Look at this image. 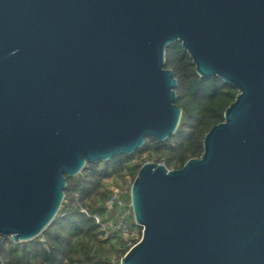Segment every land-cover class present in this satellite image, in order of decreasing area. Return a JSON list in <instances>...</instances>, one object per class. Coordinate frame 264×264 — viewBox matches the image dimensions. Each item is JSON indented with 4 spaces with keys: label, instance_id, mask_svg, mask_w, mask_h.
<instances>
[{
    "label": "water",
    "instance_id": "1",
    "mask_svg": "<svg viewBox=\"0 0 264 264\" xmlns=\"http://www.w3.org/2000/svg\"><path fill=\"white\" fill-rule=\"evenodd\" d=\"M178 43L237 95L200 157L140 167L120 264H264V0H0V248L44 232L66 176L175 133Z\"/></svg>",
    "mask_w": 264,
    "mask_h": 264
},
{
    "label": "trees",
    "instance_id": "2",
    "mask_svg": "<svg viewBox=\"0 0 264 264\" xmlns=\"http://www.w3.org/2000/svg\"><path fill=\"white\" fill-rule=\"evenodd\" d=\"M165 66L176 78V104L182 110L175 133L161 142L149 138L132 155L86 163L77 175L66 176L64 201L52 223L29 241L16 242L10 236L3 237L1 264H120L139 242L141 235L137 239L131 237L135 230L142 234L133 214L122 219L119 208L107 209L106 181L117 177L124 182L129 174L133 183L146 162L178 170L188 160L200 157L204 136L212 126L224 121V112L237 95L236 89L218 78L200 77L180 43L166 50ZM126 201H131L130 193Z\"/></svg>",
    "mask_w": 264,
    "mask_h": 264
},
{
    "label": "built area",
    "instance_id": "3",
    "mask_svg": "<svg viewBox=\"0 0 264 264\" xmlns=\"http://www.w3.org/2000/svg\"><path fill=\"white\" fill-rule=\"evenodd\" d=\"M107 209H114L119 208L121 210V217L125 219L126 216L129 214V211L132 210V204H127L125 197L121 194L119 188H113L109 191V198L106 203ZM95 219L98 224L103 226L101 220L95 216Z\"/></svg>",
    "mask_w": 264,
    "mask_h": 264
},
{
    "label": "rangeland",
    "instance_id": "4",
    "mask_svg": "<svg viewBox=\"0 0 264 264\" xmlns=\"http://www.w3.org/2000/svg\"><path fill=\"white\" fill-rule=\"evenodd\" d=\"M137 161H138V163H140L139 159ZM125 185H128V187L126 188ZM131 186H132V183H131V177L129 174H127V176L125 177L124 182H123V180H121L117 177L109 179L106 181V187H107L108 191H110L113 188H119L121 191V194L123 195V197H125V199H126V196L128 195V193H131ZM130 203H131V201L127 202V204H130ZM130 213L133 214L132 210L129 211V214ZM140 235L142 236V234H139V232L135 230V232L133 233V235H131V237H133L134 239H137V238H140ZM125 237H127V235H125Z\"/></svg>",
    "mask_w": 264,
    "mask_h": 264
}]
</instances>
